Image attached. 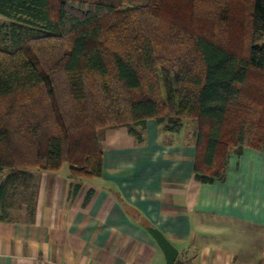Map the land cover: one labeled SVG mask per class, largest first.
<instances>
[{"label":"trees","instance_id":"trees-1","mask_svg":"<svg viewBox=\"0 0 264 264\" xmlns=\"http://www.w3.org/2000/svg\"><path fill=\"white\" fill-rule=\"evenodd\" d=\"M0 16V219L34 171L100 177L103 130L194 122L202 183L264 148V0H0Z\"/></svg>","mask_w":264,"mask_h":264},{"label":"crops","instance_id":"crops-1","mask_svg":"<svg viewBox=\"0 0 264 264\" xmlns=\"http://www.w3.org/2000/svg\"><path fill=\"white\" fill-rule=\"evenodd\" d=\"M136 131L98 133V178L32 172L29 196L0 219V264H166L150 227L186 264H264V148L232 154L225 181L202 183L194 122Z\"/></svg>","mask_w":264,"mask_h":264},{"label":"water","instance_id":"water-1","mask_svg":"<svg viewBox=\"0 0 264 264\" xmlns=\"http://www.w3.org/2000/svg\"><path fill=\"white\" fill-rule=\"evenodd\" d=\"M149 233L156 241L159 248L162 250L166 264H175L178 257V250L169 242V240L157 229L148 228Z\"/></svg>","mask_w":264,"mask_h":264},{"label":"rangeland","instance_id":"rangeland-1","mask_svg":"<svg viewBox=\"0 0 264 264\" xmlns=\"http://www.w3.org/2000/svg\"><path fill=\"white\" fill-rule=\"evenodd\" d=\"M6 20L4 19V17H2V16H0V25L2 24V23H4ZM67 167V165L65 164L64 165V168H66Z\"/></svg>","mask_w":264,"mask_h":264}]
</instances>
